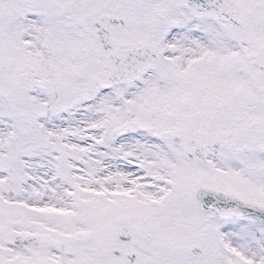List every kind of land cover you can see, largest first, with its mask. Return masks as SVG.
Returning a JSON list of instances; mask_svg holds the SVG:
<instances>
[{
  "label": "snow or ice",
  "instance_id": "snow-or-ice-1",
  "mask_svg": "<svg viewBox=\"0 0 264 264\" xmlns=\"http://www.w3.org/2000/svg\"><path fill=\"white\" fill-rule=\"evenodd\" d=\"M0 264H264V0H0Z\"/></svg>",
  "mask_w": 264,
  "mask_h": 264
}]
</instances>
